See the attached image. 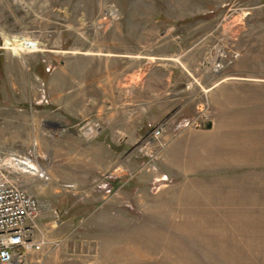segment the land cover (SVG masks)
Segmentation results:
<instances>
[{
	"label": "rangeland",
	"instance_id": "1",
	"mask_svg": "<svg viewBox=\"0 0 264 264\" xmlns=\"http://www.w3.org/2000/svg\"><path fill=\"white\" fill-rule=\"evenodd\" d=\"M139 67L198 124L147 145ZM5 154L39 169L28 264H264V0H0Z\"/></svg>",
	"mask_w": 264,
	"mask_h": 264
},
{
	"label": "built area",
	"instance_id": "2",
	"mask_svg": "<svg viewBox=\"0 0 264 264\" xmlns=\"http://www.w3.org/2000/svg\"><path fill=\"white\" fill-rule=\"evenodd\" d=\"M199 118L200 115L184 120L177 127L197 125ZM165 127L164 124L154 128L146 144L153 146L157 143ZM25 160L31 164H26V169L20 168L18 163ZM36 167L26 157L0 155V264H28L29 255L41 252L49 242L38 223L41 204L19 179L27 173L39 174Z\"/></svg>",
	"mask_w": 264,
	"mask_h": 264
},
{
	"label": "crops",
	"instance_id": "3",
	"mask_svg": "<svg viewBox=\"0 0 264 264\" xmlns=\"http://www.w3.org/2000/svg\"><path fill=\"white\" fill-rule=\"evenodd\" d=\"M153 69H157V68L151 67L148 70H144L143 68L139 67L138 69H136L134 72L130 74L131 77L128 80L130 82V86L133 88L134 87L144 88L147 85L148 86L152 85V87L156 86L155 88H157L156 90H159V92L155 91L154 93H151V92L150 93L153 94L155 98L159 96V99L156 100L153 104L149 105L146 109L149 111H158L160 117H163L165 115L163 118L167 119V120L165 119L166 120L165 125L168 126L167 127V132H168L169 129L173 128L172 126L174 125V122L178 124L179 122L184 120V117H183L182 119L176 118L175 120L171 119V121H169V119L175 117V115H177L179 111L181 110L183 111V107L178 103V101L180 100V95L177 94V92H173L171 94H169L168 92L165 93L164 89H162L161 87H157L158 85H154L155 82L153 83V81L158 76H156L154 72L156 70H153ZM169 85L171 87L173 86L172 83H169ZM165 90H167V88Z\"/></svg>",
	"mask_w": 264,
	"mask_h": 264
},
{
	"label": "bare ground",
	"instance_id": "4",
	"mask_svg": "<svg viewBox=\"0 0 264 264\" xmlns=\"http://www.w3.org/2000/svg\"><path fill=\"white\" fill-rule=\"evenodd\" d=\"M2 37L3 46L10 49L14 55H20L23 51H36L40 49V43L38 41L30 40L24 36H9L4 31H2ZM18 164L20 168L26 169V164L31 163L25 160L24 163L19 162Z\"/></svg>",
	"mask_w": 264,
	"mask_h": 264
},
{
	"label": "water",
	"instance_id": "5",
	"mask_svg": "<svg viewBox=\"0 0 264 264\" xmlns=\"http://www.w3.org/2000/svg\"><path fill=\"white\" fill-rule=\"evenodd\" d=\"M211 126H212V123L209 122L205 128H206V129H209V128H211Z\"/></svg>",
	"mask_w": 264,
	"mask_h": 264
}]
</instances>
